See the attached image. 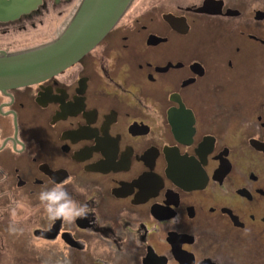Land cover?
<instances>
[{"label":"flooded vegetation","instance_id":"1","mask_svg":"<svg viewBox=\"0 0 264 264\" xmlns=\"http://www.w3.org/2000/svg\"><path fill=\"white\" fill-rule=\"evenodd\" d=\"M253 1H160L75 71L0 91V251L14 227L52 264H264V79L233 105L212 76L264 50ZM82 2L0 0V42H52ZM65 181L89 212L49 221L38 194Z\"/></svg>","mask_w":264,"mask_h":264},{"label":"water","instance_id":"2","mask_svg":"<svg viewBox=\"0 0 264 264\" xmlns=\"http://www.w3.org/2000/svg\"><path fill=\"white\" fill-rule=\"evenodd\" d=\"M133 0H83L65 31L52 43L20 53H0V91L45 82L96 48ZM264 13L257 12V19Z\"/></svg>","mask_w":264,"mask_h":264},{"label":"rangeland","instance_id":"3","mask_svg":"<svg viewBox=\"0 0 264 264\" xmlns=\"http://www.w3.org/2000/svg\"><path fill=\"white\" fill-rule=\"evenodd\" d=\"M160 1H161V4L158 5L160 3ZM163 1H164L165 5H163ZM191 1H193V0H191ZM175 2H176V0H145L142 4L144 5V10L148 9L149 7H152L154 5H158L160 12H163V11L173 10V6H174L173 4ZM249 5H251V6L254 5V8L257 7V9L264 10V0H257V3L254 0L252 3H249ZM144 10L143 11L140 10V12L142 11L141 13H143ZM141 13L133 10L127 18L125 16L126 19L121 18L122 21L120 22V25H123L124 23H126L128 21V19H133L132 16L138 17ZM54 25L56 26L57 23H55ZM61 34L55 33L52 36V37H54L53 41H55L59 37V35H61ZM227 36H228L227 38L229 40V35H227ZM10 37L11 36H6L5 39H3L2 42H0V47H5V48L10 47L11 50L3 51V52L11 53V54L20 53L23 51H28V50H25L23 48L26 47L27 45L39 44V43L46 40V38H44V39L39 38L37 35H35V37L37 39H33V38L27 39L26 41L29 40V42H26L24 40L19 41L17 39L14 42L15 37L14 38L13 37L10 38ZM236 38L237 39H234V40L240 41V40L244 39L245 37H243V36L239 37V32H238V35L236 36ZM216 40H218V36H215L214 41H216ZM52 42H49V43H52ZM49 43H47V44H49ZM47 44H43V46L47 45ZM216 46L217 45H213V47H216ZM39 47H41V45L37 46L33 49H36ZM100 49L101 48H98V50H100ZM30 50H32V49H30ZM215 52H217V50L214 48V53ZM216 62L217 61L214 58V60L212 61V67L213 66L215 67ZM76 64L72 65L71 67L75 66ZM241 65H242V63H241ZM71 67L67 68L63 72H65V71L67 72L68 70H70ZM75 69H77V66H75L73 68V71H75ZM222 70H223V72H222ZM63 72L59 73L58 75L62 74ZM212 76L215 77V80L221 79V80H224V82L229 84L225 87V90L226 91L228 90L227 92H231V98L237 99V102L234 101V103H232V104L233 105H240L241 104L239 102L240 96L245 94L246 91H249L248 89L257 88V82H255V81L260 80V79H264V50H263V48L260 50H257V59H254L253 57L246 59L244 65H242L239 68V70L230 72L226 69L225 70L221 69V71L218 74L215 72ZM116 77H121V76H118V74H117ZM217 82H213V83L216 84ZM31 86H33V85H31ZM26 87H28V86H26ZM26 87H23V88H26ZM18 89H22V88H18ZM234 95L238 96L239 99L236 98ZM215 104H218V103H215ZM244 105H248V104L244 103ZM14 218H15V215H14ZM12 228H14V227L8 228V231L6 232L11 237L9 240H7L5 242L4 251H0V264H52L51 258L49 259L45 256H42V257L35 256L36 255L35 254L36 249H35V252L34 251L32 252V248H31L32 242H30L31 237L29 236V230H27L25 232L21 231L22 234H25V236L23 237V241H21L22 238H20L16 242V239H14L15 232L11 231ZM18 245L23 246V247L19 248V247H17ZM58 264H60V263H58Z\"/></svg>","mask_w":264,"mask_h":264},{"label":"clouds","instance_id":"4","mask_svg":"<svg viewBox=\"0 0 264 264\" xmlns=\"http://www.w3.org/2000/svg\"><path fill=\"white\" fill-rule=\"evenodd\" d=\"M56 184L52 189H45L38 194L40 203L44 206V213L49 221L60 219L66 223H71L78 217H85L88 212L86 204H80L65 190L64 184ZM82 191V190H81ZM16 232L17 229L12 228Z\"/></svg>","mask_w":264,"mask_h":264}]
</instances>
